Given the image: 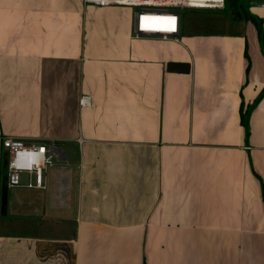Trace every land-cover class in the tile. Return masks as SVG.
I'll return each mask as SVG.
<instances>
[{
  "label": "crops",
  "instance_id": "obj_1",
  "mask_svg": "<svg viewBox=\"0 0 264 264\" xmlns=\"http://www.w3.org/2000/svg\"><path fill=\"white\" fill-rule=\"evenodd\" d=\"M243 2L263 38L244 14L176 42L135 38L129 7L0 0V264H264V0ZM7 137L65 162L4 214Z\"/></svg>",
  "mask_w": 264,
  "mask_h": 264
},
{
  "label": "built area",
  "instance_id": "obj_2",
  "mask_svg": "<svg viewBox=\"0 0 264 264\" xmlns=\"http://www.w3.org/2000/svg\"><path fill=\"white\" fill-rule=\"evenodd\" d=\"M201 1V0H200ZM86 4L101 7L133 8L134 37H159L179 42L182 31V10L222 9L226 0H203L201 7L191 0H85ZM7 168V188L46 190L47 173L65 162V154L55 141L26 142L7 137L2 143Z\"/></svg>",
  "mask_w": 264,
  "mask_h": 264
},
{
  "label": "rangeland",
  "instance_id": "obj_3",
  "mask_svg": "<svg viewBox=\"0 0 264 264\" xmlns=\"http://www.w3.org/2000/svg\"><path fill=\"white\" fill-rule=\"evenodd\" d=\"M132 9V8H131ZM235 13V17H233ZM243 10L228 11L226 5L222 9H184L182 10V26L194 32H215L230 29L238 18H241ZM66 152V151H65ZM67 152H69L67 150ZM6 168H3V177L6 174ZM3 180V179H2ZM25 191L16 189L13 192ZM12 193V191H10ZM17 212V211H15Z\"/></svg>",
  "mask_w": 264,
  "mask_h": 264
},
{
  "label": "trees",
  "instance_id": "obj_4",
  "mask_svg": "<svg viewBox=\"0 0 264 264\" xmlns=\"http://www.w3.org/2000/svg\"><path fill=\"white\" fill-rule=\"evenodd\" d=\"M245 3L243 2V0H226V10L228 11H236V10H243V14L245 15V19L253 22L256 27H257V30L259 32V37L263 38L262 35H263V20L259 19V18H256L252 15H249L247 13V11L245 10ZM253 108V107H250V109ZM249 112V110H248ZM247 113H244V109H243V112H242V124L247 127V119H248V116H247ZM3 168H6L3 167Z\"/></svg>",
  "mask_w": 264,
  "mask_h": 264
},
{
  "label": "water",
  "instance_id": "obj_5",
  "mask_svg": "<svg viewBox=\"0 0 264 264\" xmlns=\"http://www.w3.org/2000/svg\"><path fill=\"white\" fill-rule=\"evenodd\" d=\"M169 72H177L176 70H185L181 71L182 73H188L190 70L189 65H182L181 64H171L169 67ZM7 172L3 178L2 181V207L1 210L4 214H6L7 210V205H8V188H7Z\"/></svg>",
  "mask_w": 264,
  "mask_h": 264
},
{
  "label": "bare ground",
  "instance_id": "obj_6",
  "mask_svg": "<svg viewBox=\"0 0 264 264\" xmlns=\"http://www.w3.org/2000/svg\"><path fill=\"white\" fill-rule=\"evenodd\" d=\"M201 1H203V0H201ZM201 1L200 0H191L192 4H194V5L200 4L199 2H201ZM197 6L201 7L203 5H197Z\"/></svg>",
  "mask_w": 264,
  "mask_h": 264
}]
</instances>
